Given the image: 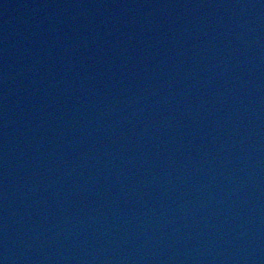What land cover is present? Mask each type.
<instances>
[{
    "label": "water",
    "instance_id": "95a60500",
    "mask_svg": "<svg viewBox=\"0 0 264 264\" xmlns=\"http://www.w3.org/2000/svg\"><path fill=\"white\" fill-rule=\"evenodd\" d=\"M0 264H264V0H0Z\"/></svg>",
    "mask_w": 264,
    "mask_h": 264
}]
</instances>
